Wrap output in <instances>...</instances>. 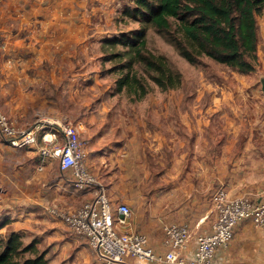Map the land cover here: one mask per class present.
<instances>
[{
    "label": "crops",
    "instance_id": "crops-1",
    "mask_svg": "<svg viewBox=\"0 0 264 264\" xmlns=\"http://www.w3.org/2000/svg\"><path fill=\"white\" fill-rule=\"evenodd\" d=\"M92 1H97L98 4L89 8ZM115 2L116 0H0L2 10L5 5L10 4L19 9L17 17L6 9L3 15L9 20L5 21V26L4 21L0 22L3 26L0 28L2 51L7 57L1 89L9 94L7 98L12 101L6 103L7 111H3L6 116L10 113L12 118L8 117L16 124L19 123L18 120L22 121L25 116H30L29 108L38 106L35 101L30 102V99L40 97V91L48 90L49 84L56 82L55 74L64 73L67 63L72 65L71 59L77 55L71 54V48H83L85 40L82 26L85 25H82V21L87 25L92 18H110V6ZM76 20L80 24L76 25ZM258 24L257 69L264 73V22L261 24L258 21ZM31 28L39 30L40 40L32 36L30 43L23 37ZM53 35L58 36L57 39ZM40 43L42 44L39 45ZM70 72L73 73V70ZM10 90L16 91L17 100L13 97L14 94L10 97ZM10 104H13L12 110H9ZM87 106L81 121L77 122L83 127L81 139L87 153L86 166L107 189L116 230L123 234L140 233L147 236L149 246L158 257H164L170 250L165 243L164 227L188 224L192 238L178 254L187 261L194 259L196 236L212 233L216 221L212 197L220 187H224L232 199L248 197L257 203L264 201V116L258 120V130H246L244 138L247 140L243 142L241 157L234 162H231L229 156L218 158L217 135L214 133L208 143L203 140L204 146L200 139L198 146H193L192 162L185 160L187 152L181 151L184 147L165 145V151L162 150L165 152V167L155 179L143 172L148 167L141 155L146 154L147 148L137 141L125 139L129 132L127 125L120 126L118 133L114 135L101 114L91 111L90 102ZM59 120L47 117L40 122L42 126L38 125L34 130L37 143L25 148L12 147L0 134V235L5 237L8 232H16L23 236L29 235L32 241L38 243H46L44 238L51 236L58 241L49 244L59 243L65 249L75 248L77 251L85 249L84 245L90 248L87 240L50 215L49 209L73 211L89 202L92 193L88 189H76L70 171H61L58 160L40 154L41 147L45 146L44 136L47 133L54 135L55 142L52 146L63 145ZM17 125L23 129H31L27 124ZM42 127L48 129L41 130ZM233 134L235 137L238 132ZM254 138L258 139V146L253 142ZM227 145L223 154H233V143ZM202 153L211 154L209 165L204 168L207 171L203 170V160L198 159V154ZM169 157L170 162L167 161ZM229 163L237 169L249 171L247 177L241 181L226 178L225 184L218 186L217 170L219 167L229 166ZM197 170L201 172H196ZM251 171L254 174L250 175ZM252 176L255 177V182L250 179ZM119 264L131 263L128 259ZM152 264L171 263L156 261ZM212 264H264V229L256 227L251 221L239 223L232 242L228 247L216 251Z\"/></svg>",
    "mask_w": 264,
    "mask_h": 264
},
{
    "label": "rangeland",
    "instance_id": "rangeland-1",
    "mask_svg": "<svg viewBox=\"0 0 264 264\" xmlns=\"http://www.w3.org/2000/svg\"><path fill=\"white\" fill-rule=\"evenodd\" d=\"M97 4V1H92L89 8ZM133 6V0H116L110 6L112 9L110 18L103 17L100 20L92 18L87 25L82 21V25H85L82 26L85 40L83 48L79 46L76 49H70L71 54L77 55L71 59L72 65L67 63L68 67L66 66L64 73L55 74L56 82L49 84L48 90L40 91V97L30 99V102L35 101L38 106H31L30 116H25L22 121L18 120L17 124H27V127L36 129L38 125L42 126L40 122L47 117L60 119L61 124L77 123L81 121L88 108L87 103L90 102L91 111L101 114L114 135L118 133L120 126L127 125L129 132L125 135V139L137 141L139 145L147 148L146 154L141 157L148 167L143 172L150 177L157 179V175L165 167V152H162V150L165 151V145L184 147L181 151L187 152L185 160L192 162L193 146H198L199 139L204 146L203 140L208 143L211 140L210 136L214 133L217 135L218 158L229 156L231 162H234L241 157L243 142L247 140L244 138L246 130H258V120L264 116V73L256 67V70L250 74H241L208 58L202 59L199 64H190L179 55L176 48L165 39L162 33L149 27L146 29V48L156 55L165 56L170 66L181 72L182 86L174 90H162L152 82L144 80L143 83L147 85L149 93L140 100L125 89L118 91L117 81L132 65V58L125 55L127 49L119 45L112 50L104 45V41L119 38L125 33H131L143 27L141 22L130 19L124 13L127 7ZM4 7L2 10L0 6V22L4 21L3 26L5 21L9 20L3 15L6 9L10 10L9 13L14 17H17L19 12L18 7L14 5ZM90 15L91 13L89 17ZM263 20L264 11L258 16L261 24ZM14 21L17 22V19ZM75 24L78 25L80 22L76 20ZM1 26L2 23L0 28ZM25 34L23 39L27 41L33 39L32 36L40 40L37 28H31ZM53 37L57 39L58 36L53 35ZM1 42L0 35V110L4 113L3 111H7V104L12 101L7 98L9 94L1 89V79L3 71H6L7 58L2 51L3 43ZM114 53H121L123 57L113 58L111 55ZM132 66L142 76L140 78H143L142 66L140 64ZM70 70H73V73ZM68 71L70 73H67ZM45 77L47 81V75ZM13 94L17 100L16 91L10 90V97ZM40 98L42 99L39 101ZM38 101L43 103L40 104ZM22 103L23 106H27L24 101ZM13 104H10L9 110H12ZM7 116L12 118L10 113ZM42 129L45 128L42 127ZM233 132H238L237 136L234 137ZM257 141V138L253 139L255 146H258ZM230 142L233 143L234 152L225 155L223 149ZM171 157L167 160L168 162ZM210 157V153L198 154V159L203 160L201 163L203 170H208L204 168L209 165ZM228 165L224 168L219 167L217 170L218 186L225 184L226 178L241 181L247 177L249 171L237 169L231 163ZM198 171L201 172V170L196 172ZM252 173L253 171L250 175ZM250 179H254L255 182L254 176ZM24 236V242L31 243L32 237ZM44 239L46 243L40 241L38 248L41 252L45 251L47 264H104L87 245H84L85 249L76 251L75 248L65 249L59 243L49 244V242L58 241L51 236Z\"/></svg>",
    "mask_w": 264,
    "mask_h": 264
},
{
    "label": "trees",
    "instance_id": "trees-1",
    "mask_svg": "<svg viewBox=\"0 0 264 264\" xmlns=\"http://www.w3.org/2000/svg\"><path fill=\"white\" fill-rule=\"evenodd\" d=\"M125 15L141 22L143 27L123 36L105 40L112 50L127 49L131 63L142 66L143 78L133 66L117 81L118 91L125 89L140 100L149 93L148 80L162 90L182 86L181 72L172 68L163 55L146 47V29L154 28L165 36L179 55L190 64L208 58L232 71L250 74L258 65V16L264 11V0H133ZM121 58V53L112 54ZM141 74V73H140ZM45 251L38 242L26 244L24 236L9 232L0 235V264H47Z\"/></svg>",
    "mask_w": 264,
    "mask_h": 264
},
{
    "label": "built area",
    "instance_id": "built-area-1",
    "mask_svg": "<svg viewBox=\"0 0 264 264\" xmlns=\"http://www.w3.org/2000/svg\"><path fill=\"white\" fill-rule=\"evenodd\" d=\"M82 128L81 123L67 122L59 125L63 145L52 146L55 142L54 135L47 133L44 136L45 146L41 147L40 154L58 160L61 171L71 172L74 187L78 190H90L92 199L73 211L50 208L49 213L73 233L86 239L90 248L107 264L124 263L128 259L131 264H152L156 261L171 264H212L216 251L228 247L232 242L239 223L251 221L256 227L264 229V201L257 203L248 197L232 199L226 189L220 187L212 197L216 213L212 233L196 236L194 259L187 261L178 254L192 238L188 224L164 227L165 243L170 250L164 257H158L149 246L147 236L117 232L107 189L86 166L87 153L81 139ZM46 129L48 127L41 130ZM34 130L20 128L0 111V134L12 147L35 145L37 135Z\"/></svg>",
    "mask_w": 264,
    "mask_h": 264
},
{
    "label": "water",
    "instance_id": "water-1",
    "mask_svg": "<svg viewBox=\"0 0 264 264\" xmlns=\"http://www.w3.org/2000/svg\"><path fill=\"white\" fill-rule=\"evenodd\" d=\"M263 92H264V86H263Z\"/></svg>",
    "mask_w": 264,
    "mask_h": 264
}]
</instances>
